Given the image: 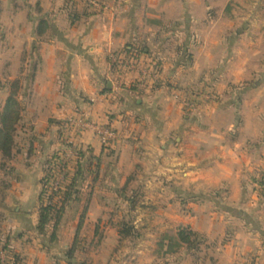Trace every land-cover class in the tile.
<instances>
[{"label": "crops", "instance_id": "obj_1", "mask_svg": "<svg viewBox=\"0 0 264 264\" xmlns=\"http://www.w3.org/2000/svg\"><path fill=\"white\" fill-rule=\"evenodd\" d=\"M10 1L15 17L26 13L29 25L20 42L24 48L18 50L23 52V57L26 52L34 57L38 52L34 50L35 43L40 48L41 65L33 71L27 88L34 104L39 102L48 109L45 132L56 133L54 126H50L51 118L62 122L73 116L89 120L87 128H79L80 135L76 138L79 142H75L90 144L100 153L105 146L103 135L115 127L119 135H115L111 144L116 141L119 161L107 181L115 184L117 194L122 192L118 186H126L132 193L128 196L136 195L137 201L140 194L141 202L159 204L162 228L143 229V239L132 250L133 257L123 259L118 255L121 249L116 229H111L98 243L97 252L110 255L114 264H161L158 243L167 230L164 219L172 218V229L191 227L212 241L227 236L220 249V264H253V256L264 251V196L261 195L264 185L258 182L264 183V44L258 46L264 28L252 35L240 29L231 56V44L225 42L229 29L216 31L222 29L215 24L218 20L199 19L193 13L194 8L203 5V0L164 2L165 9L180 4L183 9L177 17L171 15L158 23L153 21V16L146 17V3L159 5L161 0H101L100 13L75 26L62 10L64 0H28L27 8L21 0ZM38 1L42 13H49L55 23V31L48 32L51 38L41 43L35 37L37 21L29 19L31 8H37ZM187 11L190 16L185 19L183 14ZM199 22H205L201 34L206 38V33L211 32L215 45L205 42L207 46H204L205 39L200 41L195 35ZM176 23L180 29L175 27ZM14 24L10 21L8 26ZM166 25L171 27L169 32L163 30ZM129 44H144L150 53L141 52L139 57L129 60L124 53ZM23 57L19 73L16 70L13 73L22 78L21 84L26 82ZM155 61L162 62L159 72L154 71ZM255 78L262 79V84L249 89L239 97L238 103L230 87ZM211 83L224 93L221 103L213 107L202 98L200 110L186 113L183 108L186 102L198 98L193 93L203 87L206 90ZM28 131L37 134L36 128ZM56 139L51 144V155L59 142ZM140 170L144 179L140 178ZM155 187L157 191L151 193ZM201 195L205 197L203 201L190 199V206H183L186 196ZM101 208L95 199L90 213L100 217ZM96 230L92 231L93 240ZM78 231L61 229L55 244L47 241L48 238L35 239L31 242L35 252L32 264H69L66 258L55 256L52 251L65 253ZM86 237L84 246L91 240ZM24 251L22 247L14 251L21 262L31 252ZM85 255L79 252L77 261L85 260ZM97 258L95 264H99ZM14 260L11 256L1 262L16 264Z\"/></svg>", "mask_w": 264, "mask_h": 264}, {"label": "rangeland", "instance_id": "obj_2", "mask_svg": "<svg viewBox=\"0 0 264 264\" xmlns=\"http://www.w3.org/2000/svg\"><path fill=\"white\" fill-rule=\"evenodd\" d=\"M27 1L28 0H21V3L25 5L24 7L26 8L28 5ZM166 1L171 0H161V4L159 5L154 3L149 4V2L146 3V17L148 18L150 15L153 16V21L155 23H158L160 19H162L160 22H163L165 17L171 15L177 17L179 12L183 9V6L180 4V6H177L176 8L165 9L163 5ZM33 3H35V1H33ZM12 4L13 2L10 0H0V82L6 83L7 81L8 86H10V83H14L15 90L17 86L19 87L17 81H20L18 96L19 99L24 102L26 109L24 112V119L22 121L23 126L21 129L22 133H20L19 138V148L17 149L14 158L3 157V155L0 153V264L1 260L7 259L12 256L11 254H8L4 249L7 239H10V241L12 242V249L14 251L20 249L21 247L23 248V251L26 250V248V251H31L28 255H25L24 259H22L23 261L20 262L21 264H32L33 262L31 260L35 257V252L32 251L34 243L31 245V242H33L35 239L37 240V238L43 237L37 230L39 209L41 206L39 197L41 195L43 186L41 182L44 175L46 174L44 170L45 166L47 165L46 162L48 161V158H50L51 151L53 150V146H51V144L56 138V140H58V136H56V133L58 134L59 130L58 127H54V132L56 133H51L52 131H50L47 134L45 132V122L47 119L46 113L48 109L46 110V106L40 104L39 102L34 104L33 97H30V101V90L27 88V85L30 82V78H33V71H37L40 68L41 52L39 45H37L38 52H36V55L34 57L33 55L31 56L29 52H26L25 56L23 57V52H20L18 50L24 48V44L22 47H20V42L25 38L27 32L26 27H29V25L26 13H22L15 17V15L12 13V11L14 10H11L13 9ZM2 8H4V10ZM96 8H102V3L98 2ZM33 9L35 10V13L38 10L37 8ZM192 11L199 19L207 17L210 22L212 20L214 21V19L218 20V22H215V24L216 26H218V28L222 29H216V31H224L225 29H229V34L227 37H225V42L231 44V56H233L234 54V45L232 46V44L236 42L235 39L237 38L236 36L240 29H244L246 30L245 32H248L245 34L252 35L254 34V31L255 33H258L261 32V29L264 28V0H203V5L194 8ZM189 16V11L183 14V17L185 19ZM10 21L13 23L15 22L14 25L16 26H8L10 24ZM205 22L197 23L198 26L197 30L195 31V35H198L197 37L200 39V41H202V39H205V41L202 42V44L204 43V46H207V44L213 46L216 43L212 39V33L207 32L206 38H204V36L201 34V30L205 28L202 24ZM175 27H179L180 29L179 24ZM181 28L183 32L186 33L185 28ZM258 28H260V31L257 30ZM249 29L250 31H248ZM217 33L221 32H215V34ZM35 37H37L39 43H41L42 41H48L51 38L50 34L48 33L44 34L43 36L36 34ZM205 42H207V44ZM16 43L17 47L15 46ZM261 44H264V36L261 37V40L258 42V46H260ZM175 45L176 42L173 43V49ZM37 53L40 55H38ZM22 57V68L24 69L22 70V72L25 73L23 79H26V82L23 84H21L22 78L18 77L19 75H13L15 70L17 74L19 73V71L17 70L20 67L19 64L22 60ZM263 60L264 59H262V62ZM245 83L246 82L230 87L231 92L236 95L235 99H237L238 103L240 102L239 97L241 98L248 91L246 90L243 92ZM217 90V85L211 83L210 85H208L206 90L205 87H203L201 88V90L195 91L196 94L193 93V95H196V97L198 98L196 100L191 99L186 102L183 107L185 109V112L190 113L200 110L203 104L202 98L206 99L205 102H208V105L210 106L215 107L220 104L221 101L225 98V95L224 93L221 94V92H218L219 90ZM183 92L185 97L190 98L188 92ZM9 94L1 95V105L3 101L5 102ZM199 97L201 98V101L199 100ZM72 119L76 118L73 116L69 119L68 117V119H66L65 121H70ZM85 122L86 125L84 127L87 128L89 120H85ZM30 127H33V130H35L36 128L38 135L35 133L33 134L31 131H28L31 129ZM109 127H111V125ZM108 130L115 132V134L113 135L114 139L116 137L115 135H119L118 130L115 127H112ZM33 135L37 138L34 142L32 151L30 139L33 137ZM61 141V138L59 139V142L57 141V145L55 146L56 149H58L59 147L63 149V142ZM120 143L123 144V141H120ZM113 146H116V141H114ZM72 149L73 148H70L69 152L66 153V159L71 158V152L74 151ZM118 154L119 150L114 155L105 157L102 172L100 175V181H94V174L88 175V180L86 181L85 187L83 188L81 193V200L74 202L66 207V213L60 220L58 225L59 227H57V229L60 230L81 229L82 231V229H84L83 235L81 234V237L84 238L88 235V239H91L86 241L85 246H83L82 251H80L86 254V258L85 260H83V262H85L86 264H95L94 259L97 258V256L99 257V259L97 258L99 260V264H107L108 259H110L108 264H114L112 262L113 258H111L110 255H106L107 253H98V243H101L103 241L107 233L108 235L110 234L111 229H116V231L118 232V229H120L119 227H121L119 226V223L122 220L133 222L136 226V229H139L140 231V237L128 238L122 242L120 241L119 236V249H121V252L118 251V255L123 257V259L133 257L134 251L132 250L137 246L139 242L141 243V239H143V229L157 230L162 228L161 226L163 224V219L159 214V204L157 202H141V197L139 194V199L136 202V209L132 211L130 210L129 212V209L127 207L128 202L126 204L124 202V198L132 194L131 190L124 192L123 194L122 192L120 193V191H117V194L115 192V184L113 182L107 181L110 179V177H112L111 173H114V171L111 172V170L117 167L119 161ZM139 174L141 179L145 178L142 175L141 170L139 171ZM67 177H69L68 170L63 169L62 172L58 175L57 181H55L53 184L54 189L58 190L61 182L64 181ZM99 182L101 183L99 184ZM117 189L120 190L122 188L121 186H118ZM156 191L157 187L153 188L151 193H155ZM95 199L97 200L98 204L101 205V209H103V213L100 217L95 213H90L91 204ZM190 199L191 197L186 196V198L182 201L183 206H190ZM219 199H221L222 201L223 198L220 197ZM47 203L48 205L51 204L49 200ZM57 221L58 218H55L48 226V236L44 237V239H49L53 229H55L54 225L57 223ZM171 222L172 218L164 219V223L166 226V228L164 229H167L165 230L164 235H168L169 232L175 235L178 229L181 228L179 227L178 229H172ZM93 229H97L94 240L92 239ZM233 235H231L229 239H231ZM226 237L227 236H219L213 241L208 239L207 245L203 246L200 255L201 257H205L207 259L206 262L208 264H220L219 257L222 253L220 249L226 243V240L228 239ZM47 241H50V239ZM89 241L92 242L90 243ZM87 244H90V246L87 247ZM106 248H108V245H106ZM52 252L55 254V256L60 254L64 258H67L66 252ZM113 255L114 254H112V256ZM193 259L194 257L188 255L185 260L186 262L184 263L189 264ZM253 259V264H264V251L255 254L253 256ZM20 262H16V264H19Z\"/></svg>", "mask_w": 264, "mask_h": 264}, {"label": "trees", "instance_id": "obj_3", "mask_svg": "<svg viewBox=\"0 0 264 264\" xmlns=\"http://www.w3.org/2000/svg\"><path fill=\"white\" fill-rule=\"evenodd\" d=\"M101 1V0H100ZM93 0H64V6L62 10L68 14V18L73 26L80 23L82 20L90 19L100 13L93 5ZM37 11L34 14V9L31 8L29 13V19L32 21H37V27L35 29V34L43 36L48 32L55 31V23L52 22L49 13H42L41 1L37 2ZM42 13V14H39ZM38 14V15H37ZM179 23H176L178 26ZM170 25L163 27L165 32H169ZM34 50L37 51L38 47L35 43ZM178 51L181 50L179 46ZM177 51V52H178ZM141 52L143 54L150 53L148 46L142 44L140 45H127L124 49V53L127 55L129 60H134L140 56ZM188 61L192 63V58L190 55H187ZM154 71L159 72L162 70V62L155 61ZM9 82V81H8ZM263 80L260 78H255L251 81L245 83V88L243 92L252 88H257L262 84ZM138 82H134L136 84ZM17 88L14 90V83H10V86L7 85V81L0 82V153L3 157L14 158L17 149L19 148V138L22 129V121L24 119L25 104L22 100L19 99L18 89L20 88V81H17ZM135 86V85H134ZM10 93V94H9ZM242 93V91H241ZM9 94L5 102L3 101L1 105V95ZM51 128L52 126L58 127V138H61L63 149L59 147L56 149L45 166V172L42 179V192L39 197L41 206L39 209V218L37 230L40 235L44 237L48 236V226L56 218H58L57 223L54 225L51 236L49 237L50 242L55 244L56 241L60 238V229L59 222L66 213V207L70 204L81 200V193L85 187L86 181L88 180L89 174H94V181H100V175L103 168L104 157L112 156L118 151V147H114L112 144L105 145L102 152L97 153L95 149L89 144H78L77 137L80 135V129L71 123L70 121H58L54 118L50 119ZM32 130L33 127H30ZM50 128V127H49ZM34 135L30 139V145L33 151L34 142L36 141ZM74 140V141H72ZM66 147V148H64ZM70 148H75L78 150V155L73 157V159H66V153L69 152ZM73 160V161H71ZM71 161V162H69ZM63 169H67L69 177L61 182L58 190L54 189L53 184L58 179V175L62 172ZM260 184L264 183L260 180ZM122 192H126V186L121 189ZM262 195L264 196V188L261 190ZM125 196V195H124ZM217 198H220V195H216ZM136 195L134 197L124 198V202L127 204V207L130 210L136 209ZM210 198V197H209ZM205 197L201 196H192L191 201L199 202L203 201ZM48 200L51 204L48 205ZM120 229L118 233L120 236V241H124L128 238H138L140 237L139 229H136V226L133 222L122 220L119 223ZM81 229L77 232L75 236L74 243L68 247L66 250V259L73 264L74 260H78L77 255L82 251L84 243L83 238L81 237ZM208 237L191 227H181L178 229L175 235L170 232L168 235H162L158 244L157 255L161 257V264H188L186 258L189 256L194 257L192 262L189 264H208L205 257H201L200 253L204 245H207ZM10 239H7L4 249L8 254L14 256L16 262H19L21 259L17 253L12 249ZM15 253L13 255V253ZM10 256V255H9ZM11 257V256H10ZM73 262V263H72ZM1 264H3L1 262ZM9 264V263H7ZM76 264H86L83 261H77Z\"/></svg>", "mask_w": 264, "mask_h": 264}, {"label": "built area", "instance_id": "obj_4", "mask_svg": "<svg viewBox=\"0 0 264 264\" xmlns=\"http://www.w3.org/2000/svg\"><path fill=\"white\" fill-rule=\"evenodd\" d=\"M98 2H101V1L100 0H93L92 3L96 7ZM70 121L73 122V124L76 125L78 128H83L86 125L85 119H72ZM114 134H115L114 131L107 130L106 133L102 137V143L104 145L111 144V142L114 139V137H113ZM77 141L79 142V140H77ZM72 150H74V151L71 152V158H73V157L78 155V150L77 149L73 148Z\"/></svg>", "mask_w": 264, "mask_h": 264}]
</instances>
